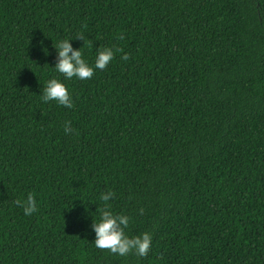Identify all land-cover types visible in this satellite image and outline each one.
Wrapping results in <instances>:
<instances>
[{
	"label": "trees",
	"instance_id": "1",
	"mask_svg": "<svg viewBox=\"0 0 264 264\" xmlns=\"http://www.w3.org/2000/svg\"><path fill=\"white\" fill-rule=\"evenodd\" d=\"M66 38L114 57L64 80ZM105 203L145 258L95 246ZM0 264H264V0H0Z\"/></svg>",
	"mask_w": 264,
	"mask_h": 264
},
{
	"label": "clouds",
	"instance_id": "2",
	"mask_svg": "<svg viewBox=\"0 0 264 264\" xmlns=\"http://www.w3.org/2000/svg\"><path fill=\"white\" fill-rule=\"evenodd\" d=\"M83 40L82 36H77ZM73 39V38H71ZM71 39H61L54 46L56 49V60L52 66L56 72L62 73L64 80L73 77L87 79L92 77L95 69H104L114 57V50L111 47H98L94 64H89L83 56L81 47L74 48L70 43ZM122 59H127L125 54ZM41 99L44 102L54 100L59 105L71 108L73 106L72 95L66 83L55 76L45 82ZM73 129L70 121L64 122V132L70 133ZM113 196L111 191L101 193L100 200L108 202ZM21 204L25 215H30L37 208L34 196L29 193L24 201H16ZM97 211V210H96ZM130 217L122 213H114L111 206L105 203L99 209V216L91 223L94 232V244L97 248L108 249L119 256H126L134 252L141 259L145 258L150 250L151 236L143 233L139 236H129L125 229L130 223Z\"/></svg>",
	"mask_w": 264,
	"mask_h": 264
}]
</instances>
